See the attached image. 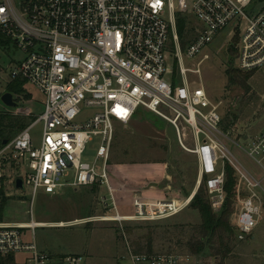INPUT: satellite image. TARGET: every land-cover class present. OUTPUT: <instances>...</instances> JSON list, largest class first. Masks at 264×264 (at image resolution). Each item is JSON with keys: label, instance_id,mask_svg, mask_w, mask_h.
<instances>
[{"label": "built area", "instance_id": "2783aa9c", "mask_svg": "<svg viewBox=\"0 0 264 264\" xmlns=\"http://www.w3.org/2000/svg\"><path fill=\"white\" fill-rule=\"evenodd\" d=\"M180 18L192 35L185 49L177 27ZM190 18L197 20L195 26H188ZM225 31L233 35L237 69L264 67V0H0V36L23 54L3 79L5 92L21 79L45 97L43 113L0 149V189L11 169L13 183L22 176L32 197L38 191L59 194L66 188L105 186L107 194L101 198L109 214L100 217L105 221L176 216L191 201L135 200V215L121 214L111 183L108 162L116 127L130 124L144 110L171 125L180 146L197 156L196 189L204 185L213 210H221L226 201V165L238 173L236 237L250 239L262 217L264 178L251 174L228 146L237 142L222 128V102L211 97L200 79L198 66L209 55L196 68L185 65V59H195ZM192 74L199 76L196 82ZM5 92L0 90L1 99ZM87 110L91 113L79 123ZM21 114L30 116L28 111ZM37 125L39 138L32 135ZM94 138L100 148L95 160L86 162L83 155ZM245 139L246 155L264 170V126ZM29 214L28 223L0 222V256L23 254L22 264L84 263L81 254L52 256L40 250L35 230L43 224L34 221L32 208ZM131 261L195 263L192 256L176 253H132Z\"/></svg>", "mask_w": 264, "mask_h": 264}, {"label": "rangeland", "instance_id": "374dc122", "mask_svg": "<svg viewBox=\"0 0 264 264\" xmlns=\"http://www.w3.org/2000/svg\"><path fill=\"white\" fill-rule=\"evenodd\" d=\"M195 22V18H190L188 26H195ZM0 38L3 42L0 45V90L5 92L3 79L23 54L12 41L3 36ZM232 39L231 31H225L195 59H185V65L196 68L204 55H209V59H204L198 66L200 79L211 97L222 102V128L229 130L227 132H231L233 140L237 142L229 141L228 146L251 174L263 179L264 170L243 149L249 144L244 137L257 133L264 126V67L253 72L244 88L236 85L229 88L227 69L232 64H238L236 50H231ZM169 63L173 66L172 60ZM190 78L196 82L199 76L192 74ZM14 97L17 103L14 107L7 106L0 98V114L13 115L26 127L43 113L45 97L32 84H26L25 93L21 96L14 94ZM25 111L30 116L21 114ZM90 113L89 110L84 111L78 122H84ZM17 134L14 133L12 137ZM40 134L41 125H37L32 135L39 138ZM187 146L192 147L193 142L188 140ZM99 148L100 140L94 138L88 143L83 160L93 162ZM108 164L111 183L120 201V212L126 216L135 215V200L157 202L188 199L195 191L199 177L197 156L180 146L171 125L144 110H140L130 124L117 125ZM235 175L238 184L239 175ZM13 177L15 173L9 169L4 187L8 197L4 221L28 223L32 219L29 214L32 208L34 221L43 224L35 230L39 249L52 256L81 254L84 256L83 264H132L133 239L146 234L148 226L155 225H158L154 234L157 251L171 249L176 254L186 255L188 249L185 244L193 233L191 225L200 223L198 212L189 206L176 216L161 221H105L100 218L109 214V208L101 198L107 194L105 186L66 188L59 194L38 191L32 197L29 188L24 191L16 189ZM260 196L263 208L259 225L250 239L240 241L233 236L226 241L232 251L224 264H264V193L260 192ZM240 210L241 204L236 199L234 213L230 217L234 227ZM60 223H64V226H60ZM177 224L188 226L183 232V227H177ZM167 226L170 227L168 234L165 231ZM128 228L134 229L131 235ZM27 237L33 239L30 231ZM16 260L23 263L25 255H16ZM219 262L220 258H208L203 264Z\"/></svg>", "mask_w": 264, "mask_h": 264}, {"label": "trees", "instance_id": "16d2710c", "mask_svg": "<svg viewBox=\"0 0 264 264\" xmlns=\"http://www.w3.org/2000/svg\"><path fill=\"white\" fill-rule=\"evenodd\" d=\"M187 21L185 18L178 20V33L181 37L182 47L185 49L189 41H191L192 35L190 31L186 29ZM0 38V45L2 44ZM231 50H234L232 48ZM253 72H242L232 64L227 69L228 87L238 86L244 88L248 80L253 76ZM26 82L21 79H16L10 83L6 91L13 95H22L25 93ZM8 120L7 123L5 121ZM232 122V118H230ZM25 128V123L20 122L13 115L0 114V149L5 146L4 140L9 143L14 137V133L20 132ZM236 172L231 165H226L225 168V192L226 201L219 211L212 209L207 191L202 185L194 197L192 198L189 207L198 212L200 216V223L192 226V235L187 240L186 246L188 249L187 255L194 258V264H203L208 258H220L218 264H224L225 260L231 253L229 242L233 236L236 237V228L230 221L231 215L234 213L235 202L237 199V179ZM206 180V177L204 178ZM5 186L0 189V222L4 221V208L7 204L8 197L5 193ZM204 189V190H203ZM189 198V197H188ZM154 222V221H153ZM183 227V232L188 225L177 224V227ZM158 225L148 226L147 233L135 237L133 240L134 254H154V253H174V250H160L157 251L154 247L155 237L154 234ZM165 231L170 233V227H166ZM134 229L128 228V233L131 235ZM184 234V233H183ZM180 243V241H177ZM0 264H22L18 263L15 255L0 256Z\"/></svg>", "mask_w": 264, "mask_h": 264}, {"label": "water", "instance_id": "95a60500", "mask_svg": "<svg viewBox=\"0 0 264 264\" xmlns=\"http://www.w3.org/2000/svg\"><path fill=\"white\" fill-rule=\"evenodd\" d=\"M2 101L7 105V106H10V107H14L16 106V102L14 101L13 99V95L12 93L10 92H5L2 96ZM3 144H7V141L4 140ZM15 186H16V189L18 190H26L25 188V185H24V178L22 176H19L16 178V182H15ZM196 192H193V197L195 195ZM192 197V198H193Z\"/></svg>", "mask_w": 264, "mask_h": 264}, {"label": "bare ground", "instance_id": "6f19581e", "mask_svg": "<svg viewBox=\"0 0 264 264\" xmlns=\"http://www.w3.org/2000/svg\"><path fill=\"white\" fill-rule=\"evenodd\" d=\"M194 192H195V191H194ZM192 197H193V193H192V195H191L187 200H188V201H191ZM59 225H60V226H64V223H60Z\"/></svg>", "mask_w": 264, "mask_h": 264}, {"label": "crops", "instance_id": "0c3cea01", "mask_svg": "<svg viewBox=\"0 0 264 264\" xmlns=\"http://www.w3.org/2000/svg\"><path fill=\"white\" fill-rule=\"evenodd\" d=\"M228 131V130H227ZM259 132V131H258ZM256 134V133H255ZM247 136V135H246ZM245 138V137H244ZM264 180V179H263ZM195 192H197V189H195ZM192 200V199H191ZM44 252V251H43ZM47 253V252H46ZM16 256V255H15ZM60 256V255H59Z\"/></svg>", "mask_w": 264, "mask_h": 264}]
</instances>
